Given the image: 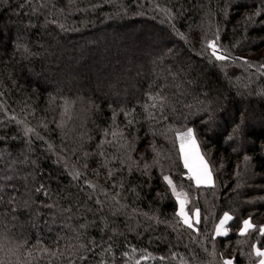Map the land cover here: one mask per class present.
Segmentation results:
<instances>
[{"label": "trees", "instance_id": "trees-1", "mask_svg": "<svg viewBox=\"0 0 264 264\" xmlns=\"http://www.w3.org/2000/svg\"><path fill=\"white\" fill-rule=\"evenodd\" d=\"M100 31L118 43L62 82ZM188 129L210 184L188 176ZM263 216L264 0H0V264H255Z\"/></svg>", "mask_w": 264, "mask_h": 264}, {"label": "rangeland", "instance_id": "rangeland-1", "mask_svg": "<svg viewBox=\"0 0 264 264\" xmlns=\"http://www.w3.org/2000/svg\"><path fill=\"white\" fill-rule=\"evenodd\" d=\"M101 34H103L102 31H100L98 33V36H102ZM139 34V31L135 32L132 39L130 40L131 42L134 43V38L135 35ZM51 36L53 37L52 40H54V46H50L49 48L44 47L45 49L43 50L44 53L47 52L48 53V57L49 59H53L54 60V65H58L60 63V56L55 54L56 49H59V47H56L55 45L57 43H59V35L56 34H51ZM160 37L164 40H168L170 39L169 36L166 35L165 32L161 33ZM146 38H151V37H146ZM123 40H127L129 41V38L125 35L122 36ZM96 41H93L92 39L89 38H84L79 37L78 39L72 40L74 42H77L75 46V48L73 49L76 52V56L73 54L74 52L71 51H67V57L64 58V62H65V66H63V70L60 73V77H61V81L64 83H69V81H74V83L77 84V78H75L77 71L80 68L81 65V59H85L86 58V54L88 55L90 53V50L94 49L91 48L90 45H95L98 47V45L104 44L105 41H109L110 42H115L116 44L119 41V37L117 33H114L111 35V32L109 34L104 33V35L100 38H96ZM157 41V40H156ZM102 44L98 47V48H102ZM156 44H160V42H156L155 44L151 43V45H156ZM211 53L218 58H221V54L219 52V48L214 45L213 43L211 44ZM43 47V45H42ZM76 47H78V49H76ZM157 47L160 49V45H157ZM162 48V46H161ZM60 49H62L60 47ZM96 49V48H95ZM79 51L81 52V54H79ZM93 51V50H92ZM86 53V54H85ZM65 57V56H64ZM187 62H188V69L187 73L190 74V71L193 72L195 70V68H197L196 64L194 61H191L188 57H187ZM58 68V67H55ZM50 73H54V72H50ZM197 78H200L199 76H197ZM234 84H232V88H234L233 86ZM76 86V85H74ZM230 86V85H228ZM231 87V86H230ZM239 89H242V87L238 86ZM229 100L224 97L220 100L219 106H216L217 109H227L228 113L231 115L234 114V109H232L231 107H228V102ZM210 102H208L209 105ZM211 104H215L214 101L211 102ZM247 103L245 102L244 105L240 106L242 108V111H245ZM249 122V121H248ZM219 123V120H214L213 123H210L208 125L207 131L212 133V129H215V126H217ZM242 128V129H241ZM240 131H245V129H243V124L240 125V128L238 129V132ZM178 143H179V150H180V154L182 156L183 159V163L185 168L187 169L188 172V176L191 177L194 182H196L197 184H210L211 182V173L209 171V167L207 162L205 161L204 156L202 155V152L199 148L198 145V141L193 133V131L191 129H188L184 132H181L178 134ZM25 162H27L28 164L31 163L30 159L27 157H24ZM178 212L181 216V218L183 219L184 223L191 225L192 221L195 220V214L193 217H190L187 212L185 211V207H184V200L182 198H178ZM230 217L227 215H224L223 220H221L218 223V227H217V234H225L227 232V223L229 222ZM264 221V216L261 218V222ZM252 226V223L249 221V219H247L244 222V225L242 227V231H246L248 228H250ZM263 228H264V223H263ZM255 252L257 254L260 255V258L257 260V262L255 264H264V247L262 248H255ZM229 264H232L230 260H228Z\"/></svg>", "mask_w": 264, "mask_h": 264}, {"label": "crops", "instance_id": "crops-1", "mask_svg": "<svg viewBox=\"0 0 264 264\" xmlns=\"http://www.w3.org/2000/svg\"><path fill=\"white\" fill-rule=\"evenodd\" d=\"M211 183V182H210ZM227 216V215H226ZM224 217V216H223ZM222 220H223V218H222ZM220 235H224V234H220Z\"/></svg>", "mask_w": 264, "mask_h": 264}]
</instances>
